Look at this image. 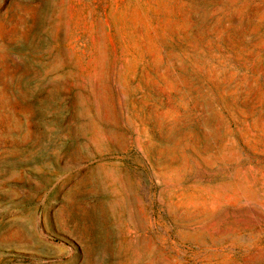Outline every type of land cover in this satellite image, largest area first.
Here are the masks:
<instances>
[{"label": "rangeland", "instance_id": "374dc122", "mask_svg": "<svg viewBox=\"0 0 264 264\" xmlns=\"http://www.w3.org/2000/svg\"><path fill=\"white\" fill-rule=\"evenodd\" d=\"M0 264H264V0H0Z\"/></svg>", "mask_w": 264, "mask_h": 264}]
</instances>
